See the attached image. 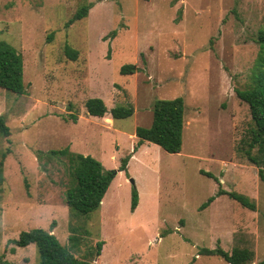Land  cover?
<instances>
[{
  "label": "rangeland",
  "instance_id": "obj_1",
  "mask_svg": "<svg viewBox=\"0 0 264 264\" xmlns=\"http://www.w3.org/2000/svg\"><path fill=\"white\" fill-rule=\"evenodd\" d=\"M87 3L88 15L67 26ZM261 29L264 0H0V40L22 53L26 86L23 94L0 87L10 129L0 131V256L37 264L36 243L18 245L20 233L53 225L71 246L76 225L80 258L104 241L99 264H229L200 252L217 246H249L255 263L264 259V178L241 151L253 121L237 94L252 81ZM126 64L138 70L122 73ZM177 96L185 103L182 151L146 142L132 156L154 102ZM92 97L105 100L104 116L88 113ZM127 105L131 116H113ZM65 148L106 169L132 156L89 215L70 212L66 163L46 155ZM220 187L249 196L255 209L217 195Z\"/></svg>",
  "mask_w": 264,
  "mask_h": 264
},
{
  "label": "trees",
  "instance_id": "obj_2",
  "mask_svg": "<svg viewBox=\"0 0 264 264\" xmlns=\"http://www.w3.org/2000/svg\"><path fill=\"white\" fill-rule=\"evenodd\" d=\"M92 3L81 6L73 17L68 21L67 26L77 19L88 15ZM115 35V33H113ZM51 35L49 38L51 39ZM259 44V53L255 63L254 74L249 86L245 89H237V94L250 108L253 121L250 135L242 140L241 151L248 160L258 167L259 173L264 178V29L259 31L256 38ZM64 52L70 58H76L79 51L69 45L65 46ZM138 70L136 64H126L121 68L122 73H134ZM0 87L16 93L23 94L26 91L24 82V57L21 52L10 42L0 40ZM88 113L92 116H104L107 112V105L103 98L92 97L85 102ZM134 113L132 105L115 106L112 114L117 118L129 117ZM185 103L182 96L175 98L157 99L153 104V120L150 126H137L135 135L138 138L135 150L145 142H152L170 153H179L183 145ZM77 117L74 116V120ZM0 131L3 135H10L9 126L5 117L0 114ZM241 142V144H242ZM44 152L39 151L38 157L42 158ZM49 158H58L59 162L66 163L69 180L66 183L65 199L70 212H77L89 215L100 208L102 200L118 171L127 170L131 155L122 159L119 168L106 169L102 162L92 155L77 153L70 148L50 150L46 154ZM6 154L3 153L0 162V180L3 179V160ZM205 174L211 172L203 170ZM227 194L238 200L245 207L255 209V202L243 193L227 191L220 187L217 195ZM215 196L208 198L201 205L206 208ZM139 203V193L136 188L133 190L132 210H135ZM81 228L71 225L69 240L71 246L63 244L54 232V226L50 228L36 227L22 231L17 244L26 246L36 243L40 260L37 264H99L98 260L102 255L103 240H99L83 257L76 255L81 249V237L78 234ZM86 231V230H85ZM200 252L206 255H217L225 259L229 264H264V259L255 263V251L249 246H234L231 251L221 246L214 248L203 247ZM0 264H16L0 256Z\"/></svg>",
  "mask_w": 264,
  "mask_h": 264
},
{
  "label": "crops",
  "instance_id": "obj_3",
  "mask_svg": "<svg viewBox=\"0 0 264 264\" xmlns=\"http://www.w3.org/2000/svg\"><path fill=\"white\" fill-rule=\"evenodd\" d=\"M133 138H137L135 134L133 135ZM137 140H138V138H137ZM145 143H146V142H145ZM145 143H143L141 146H139V149H140L141 147H144ZM142 149H143V148H142ZM137 151H138V150L134 151L132 156H134L135 153H136ZM132 156H131V157H132Z\"/></svg>",
  "mask_w": 264,
  "mask_h": 264
},
{
  "label": "water",
  "instance_id": "obj_4",
  "mask_svg": "<svg viewBox=\"0 0 264 264\" xmlns=\"http://www.w3.org/2000/svg\"><path fill=\"white\" fill-rule=\"evenodd\" d=\"M132 181L134 182V180L132 179Z\"/></svg>",
  "mask_w": 264,
  "mask_h": 264
}]
</instances>
